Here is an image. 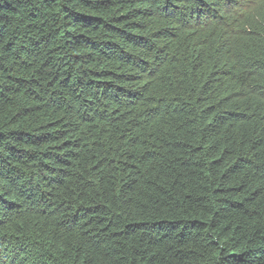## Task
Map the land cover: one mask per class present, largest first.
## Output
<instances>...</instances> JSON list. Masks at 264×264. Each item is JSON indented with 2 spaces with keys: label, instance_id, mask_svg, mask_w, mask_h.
Masks as SVG:
<instances>
[{
  "label": "trees",
  "instance_id": "1",
  "mask_svg": "<svg viewBox=\"0 0 264 264\" xmlns=\"http://www.w3.org/2000/svg\"><path fill=\"white\" fill-rule=\"evenodd\" d=\"M0 264H264V0H0Z\"/></svg>",
  "mask_w": 264,
  "mask_h": 264
}]
</instances>
